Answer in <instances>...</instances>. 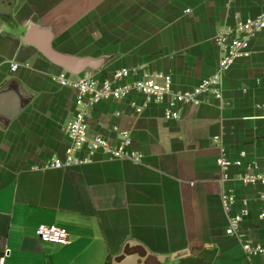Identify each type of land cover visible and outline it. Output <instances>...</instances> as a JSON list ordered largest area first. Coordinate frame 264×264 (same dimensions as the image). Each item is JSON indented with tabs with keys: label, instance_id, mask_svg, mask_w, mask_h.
Instances as JSON below:
<instances>
[{
	"label": "crops",
	"instance_id": "obj_1",
	"mask_svg": "<svg viewBox=\"0 0 264 264\" xmlns=\"http://www.w3.org/2000/svg\"><path fill=\"white\" fill-rule=\"evenodd\" d=\"M13 1H0L12 6L9 18L0 15V91L17 80L29 101L10 124L0 121V264H264L226 233L247 201L242 229L264 243L260 189L239 179L264 171V30L251 39L250 55L223 76V98L210 95L178 120L165 119L158 104L140 116L130 100L98 104L89 115L91 132L117 141L131 131L143 160L98 153L71 169L49 163L69 144L65 127L77 91L54 80L62 69L23 42L36 23L52 28L56 49L80 55L56 47L60 32H97L94 44L116 47L113 54L99 49L113 59L98 77L143 65L186 90L217 69L222 53L214 37L257 16L264 0ZM241 152L242 166L231 167L225 181L217 159L236 160ZM225 191L238 198L230 211L222 206ZM40 225L66 229L70 243L42 241Z\"/></svg>",
	"mask_w": 264,
	"mask_h": 264
},
{
	"label": "built area",
	"instance_id": "obj_2",
	"mask_svg": "<svg viewBox=\"0 0 264 264\" xmlns=\"http://www.w3.org/2000/svg\"><path fill=\"white\" fill-rule=\"evenodd\" d=\"M264 30V2L260 13L239 21L232 27L221 30L214 41L222 56L217 69L208 77L203 78L194 88L177 90L174 87L172 75L162 71H152L146 66L122 67L110 76L100 78L93 73H83L74 76L61 72L54 77L60 85L71 87L77 91L75 113L65 127L69 144L63 156H55L49 163L50 167L71 169L83 164L92 163L98 153H103L112 159H127L135 163L143 160L142 155L133 147L131 131L120 132V139L111 140L101 133H92L89 124L91 111L100 103L112 100H130V107L137 116L153 104L163 106V116L167 120H178L182 111L189 106H198L207 101L208 96L216 99L223 98L221 82L223 76L231 69L236 61L249 56L251 39ZM18 64H12L16 70ZM137 97L138 99H136ZM218 139V137H215ZM246 152H241L240 158L232 160L225 154L217 159L224 180L230 179V169L242 166ZM245 186L258 187L259 198L262 202L260 218L264 221V171L245 172L239 177ZM222 206L230 211L238 202L234 191H225L221 195ZM250 215L247 201L230 217L226 233L236 237L245 253L250 257L264 258V243L256 241L243 231L242 226ZM36 233L44 242L67 245L70 243L69 232L57 225H40Z\"/></svg>",
	"mask_w": 264,
	"mask_h": 264
},
{
	"label": "water",
	"instance_id": "obj_3",
	"mask_svg": "<svg viewBox=\"0 0 264 264\" xmlns=\"http://www.w3.org/2000/svg\"><path fill=\"white\" fill-rule=\"evenodd\" d=\"M4 1V0H0ZM11 4L14 2L10 0ZM5 3L6 0H5ZM12 14L11 5H0V15L9 18ZM54 31L51 27H44L31 23L24 34L23 42L35 47L48 61L71 75L79 76L88 69L101 71L113 56L104 54L98 57L76 55L60 51L54 46ZM29 98L19 93V82L12 80L9 85L0 91V121L10 124L25 108ZM151 254H147V257ZM146 258L140 259L141 263Z\"/></svg>",
	"mask_w": 264,
	"mask_h": 264
},
{
	"label": "rangeland",
	"instance_id": "obj_4",
	"mask_svg": "<svg viewBox=\"0 0 264 264\" xmlns=\"http://www.w3.org/2000/svg\"><path fill=\"white\" fill-rule=\"evenodd\" d=\"M131 31L129 30H126L125 33H130ZM72 33L73 32H66V30H63L60 32V35L58 36V39H57V44H56V47L57 48H61V49H64V50H67V51H73V52H77V54H80V55H90V54H94L95 56H99L101 53H99V49H102L103 51H109L111 52V54L115 53L116 51V47L115 46H103V47H100L96 44H94L93 42L97 41L95 40L94 38L97 37V32L95 34H93L94 32L91 31V37L87 36L88 39H90V44H88L87 42L89 40H85L84 41V37L85 34L84 33H87L83 30H77V28L75 29L74 31V36H72ZM124 33V34H125ZM84 42H86L84 44ZM103 53V52H102ZM93 73V74H96L98 73V71H94V70H91V69H88L87 71H85L84 73Z\"/></svg>",
	"mask_w": 264,
	"mask_h": 264
}]
</instances>
